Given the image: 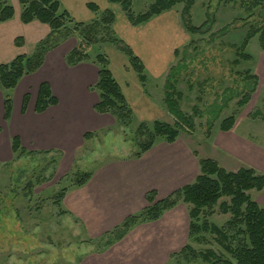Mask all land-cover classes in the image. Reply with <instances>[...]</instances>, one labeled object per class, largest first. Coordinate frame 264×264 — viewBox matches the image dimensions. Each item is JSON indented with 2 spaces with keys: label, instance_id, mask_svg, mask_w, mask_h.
Returning a JSON list of instances; mask_svg holds the SVG:
<instances>
[{
  "label": "rangeland",
  "instance_id": "rangeland-1",
  "mask_svg": "<svg viewBox=\"0 0 264 264\" xmlns=\"http://www.w3.org/2000/svg\"><path fill=\"white\" fill-rule=\"evenodd\" d=\"M153 2L131 0V10L143 13ZM183 7L178 3L171 9L184 44L177 48L170 67L182 65L174 87L182 95L179 108L192 118V127L183 126L170 143L157 138L140 153L138 143L145 135L136 131L141 122L151 129L153 121L133 115L124 126L111 114L94 111L96 102L92 108L74 110L68 148L38 151L20 143L22 154L12 153L10 128L5 127L8 137L0 134V264H211L215 260L207 262L198 255L186 261L180 254L186 245L198 254L210 250L235 264L214 234L189 237V206L181 198L158 218L135 222L121 237L115 236L123 221L139 216L158 200L174 198L175 191L192 183L200 172V160L211 159L225 171L251 168L264 175L260 32L239 49L250 27L264 28V9L245 11L238 1L194 0L189 22L200 26L207 21L209 29L190 34L183 27ZM99 46L90 48L91 58L99 53ZM167 73L159 80L149 78L144 86L162 107L156 121L173 125L164 104ZM246 73L256 76L255 85ZM252 87L248 102L239 106ZM6 93L18 111L20 97L13 89ZM229 116L234 124L222 131L220 124ZM83 173L88 179L76 185ZM150 192H155L152 202L146 200ZM248 193L264 207V188ZM229 218L216 205L207 220L222 227Z\"/></svg>",
  "mask_w": 264,
  "mask_h": 264
},
{
  "label": "trees",
  "instance_id": "trees-1",
  "mask_svg": "<svg viewBox=\"0 0 264 264\" xmlns=\"http://www.w3.org/2000/svg\"><path fill=\"white\" fill-rule=\"evenodd\" d=\"M111 4L120 7L127 21L132 26L141 25L152 17L162 12L171 10L176 4L183 3L182 20L184 29L190 34L205 33L207 21L200 26H194L189 22L188 9L194 0H154V2L143 13L134 14L131 10V0H107ZM240 2L245 11L264 9V0H230ZM246 1V2H245ZM20 7V20L22 23H29L37 20L47 24L50 28V36L40 41L30 56L18 55L10 63L0 65V89L4 93V121L9 117L11 111V100L6 93L16 87L18 81L24 75L32 74L40 68L44 61L45 54L58 45L60 41L70 36L75 37L76 45L66 54L64 60L67 66L73 67L80 63L91 62L97 67V80L91 87L98 96L97 103L93 106L97 113H109L114 116L122 125L127 126L133 119L131 108L113 78L109 68L108 59L105 54L98 53L90 58L88 52L94 45H109L126 55L130 67L135 72L140 84L145 87L147 76L140 59L132 52L129 46L120 40L114 33L112 25L114 15L110 10L101 11L99 17L89 23H73L66 11L59 12V0H18ZM92 13L99 11L93 4H87ZM14 10L8 0H0V22L13 17ZM203 28H206L203 30ZM257 32H260L259 40L264 50V28L253 29L250 27L239 49L244 48L249 39ZM177 50L174 52L176 56ZM242 59H249L241 54ZM182 68L177 64L168 69L166 83L164 84V104L167 111L173 116V125L165 122L153 121L152 128L141 122L136 133L145 135V140L138 143L140 153L147 151L157 138H162L170 143L175 140L183 126L191 128L192 118L186 116L179 108V100L182 95L175 90L174 81ZM245 78L255 85L257 78L246 73ZM254 87L245 92L238 101V105L248 102ZM27 104V96L23 97L21 112L24 113ZM57 104L56 98L52 95L48 83L43 82L38 88L37 97L34 103V112L41 113L49 106ZM234 124V117L225 118L220 129L227 131ZM1 131V129H0ZM12 153L22 154L24 149L20 145L17 136L11 139ZM200 172L190 184L183 186L171 196L156 201L147 207L139 216L129 217L116 229V238L121 237L125 230L138 221H148L158 218L162 211L172 208L177 199L189 206V237L197 239L203 234H214L217 243L230 255L235 264H264V207L258 206L251 200L249 191H260L264 188V175L257 174L251 168H239L237 171H225L211 159L199 161ZM89 175L83 173L76 178V185H82ZM155 192L147 194L146 200L153 201ZM172 195V196H173ZM227 198V200H221ZM222 214H229L230 218L222 227L209 223L207 218L214 213V207ZM181 256L186 260L194 259L198 255L211 264H231L216 256L212 251L196 253L189 245L180 250ZM190 258V259H189Z\"/></svg>",
  "mask_w": 264,
  "mask_h": 264
},
{
  "label": "crops",
  "instance_id": "crops-1",
  "mask_svg": "<svg viewBox=\"0 0 264 264\" xmlns=\"http://www.w3.org/2000/svg\"><path fill=\"white\" fill-rule=\"evenodd\" d=\"M8 2L13 7L14 15L0 22V65L10 63L18 55L30 56L36 45L51 34L48 25L37 20L22 23L18 0ZM59 3V12H67L72 20L70 24L89 23L99 17L101 11L110 10L114 15L112 28L115 35L140 59L147 80L161 79L173 62L174 52L184 44V36L173 10L162 12L141 25L132 26L120 8L107 0H59ZM89 3L98 4L99 11L92 13L87 7ZM75 45V37L63 39L45 54L38 70L20 78L13 89L14 95L20 97L19 110L14 111L11 106L9 117L4 123L1 121V118L4 120V93L0 89V134L8 137L4 128L9 127L10 137L17 136L22 146L38 151L69 147L75 123L74 110L92 108L98 101L96 92L91 90L97 80V67L91 62L73 67L65 63L66 54ZM99 48V53L106 55L108 68L133 115L141 121L159 118L162 115L161 105L140 84L126 55L109 45H100ZM43 82L49 84L57 104L35 113L34 103ZM24 96H27V104L22 113Z\"/></svg>",
  "mask_w": 264,
  "mask_h": 264
}]
</instances>
